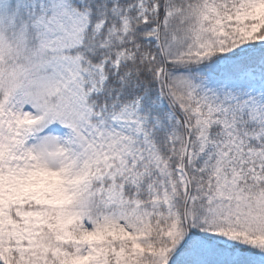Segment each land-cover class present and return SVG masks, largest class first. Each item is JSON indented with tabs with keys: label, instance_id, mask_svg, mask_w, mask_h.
Here are the masks:
<instances>
[{
	"label": "snow or ice",
	"instance_id": "snow-or-ice-1",
	"mask_svg": "<svg viewBox=\"0 0 264 264\" xmlns=\"http://www.w3.org/2000/svg\"><path fill=\"white\" fill-rule=\"evenodd\" d=\"M0 264H264V0H0Z\"/></svg>",
	"mask_w": 264,
	"mask_h": 264
}]
</instances>
